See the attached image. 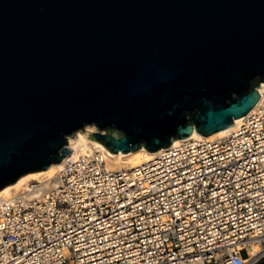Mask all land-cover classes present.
I'll use <instances>...</instances> for the list:
<instances>
[{
	"label": "water",
	"instance_id": "1",
	"mask_svg": "<svg viewBox=\"0 0 264 264\" xmlns=\"http://www.w3.org/2000/svg\"><path fill=\"white\" fill-rule=\"evenodd\" d=\"M264 82V0H0V189L70 153L234 125Z\"/></svg>",
	"mask_w": 264,
	"mask_h": 264
},
{
	"label": "built area",
	"instance_id": "2",
	"mask_svg": "<svg viewBox=\"0 0 264 264\" xmlns=\"http://www.w3.org/2000/svg\"><path fill=\"white\" fill-rule=\"evenodd\" d=\"M258 91L221 137L190 135L121 168L88 149L1 196L0 264H264Z\"/></svg>",
	"mask_w": 264,
	"mask_h": 264
},
{
	"label": "bare ground",
	"instance_id": "3",
	"mask_svg": "<svg viewBox=\"0 0 264 264\" xmlns=\"http://www.w3.org/2000/svg\"><path fill=\"white\" fill-rule=\"evenodd\" d=\"M241 118L242 116L235 118L233 121L234 125L218 130L208 135L207 137L215 138V137L223 136L224 134L230 132L235 127V124L240 121ZM93 131L95 130L94 129H89L88 131L78 130V131H75L73 134L69 135L68 136V147L70 148V153L68 155H66L60 162L53 163L46 169L28 172L20 176L15 182L5 185L4 187L0 189V197L4 195H8L13 190L19 189L20 187L23 186L24 183H26L30 179H35L40 176H47V177L52 176L58 169L62 167L67 157L71 155H76L78 152H81V151H87L88 149H93V148H99V149L104 148L107 151V159L109 158L110 160L115 162V164H118L120 166L132 167L141 162L151 159L158 151L164 148L162 147V148H159L158 150L150 152L142 147L133 152L123 153L119 151L117 153H114L108 150L100 141H98L97 139L89 135V133H92ZM191 135L199 136L200 134L194 131L191 133ZM181 139L183 138H176L171 142V144L178 142ZM107 166L111 167L109 165Z\"/></svg>",
	"mask_w": 264,
	"mask_h": 264
},
{
	"label": "rangeland",
	"instance_id": "4",
	"mask_svg": "<svg viewBox=\"0 0 264 264\" xmlns=\"http://www.w3.org/2000/svg\"><path fill=\"white\" fill-rule=\"evenodd\" d=\"M89 129H94V130H96V126L95 125H93V124H87V125H85L83 128H81V129H79V130H82V131H88ZM78 131V130H77ZM131 152H133V151H131ZM107 165H109V166H111V167H113V168H121L122 166H120V165H118V164H115V162H113L112 160H110L109 158L107 159ZM42 177H44V176H40V177H38V178H35V179H40V178H42ZM47 177V176H46ZM30 180H32V179H30ZM28 182V181H27ZM26 182V183H27ZM26 183H24V184H26ZM23 184V185H24ZM21 188V187H20ZM18 190V189H17ZM14 191V190H13Z\"/></svg>",
	"mask_w": 264,
	"mask_h": 264
}]
</instances>
